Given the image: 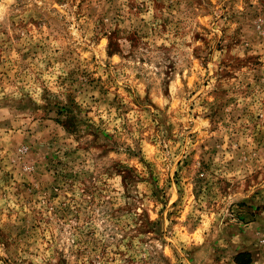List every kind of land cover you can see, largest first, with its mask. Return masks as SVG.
Listing matches in <instances>:
<instances>
[{
  "label": "clouds",
  "instance_id": "clouds-1",
  "mask_svg": "<svg viewBox=\"0 0 264 264\" xmlns=\"http://www.w3.org/2000/svg\"><path fill=\"white\" fill-rule=\"evenodd\" d=\"M0 264H264V0H0Z\"/></svg>",
  "mask_w": 264,
  "mask_h": 264
}]
</instances>
